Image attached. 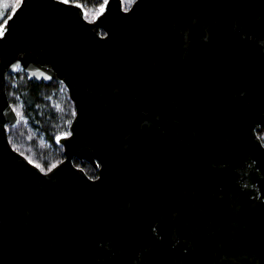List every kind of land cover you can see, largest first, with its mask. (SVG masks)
<instances>
[{"label":"water","instance_id":"obj_1","mask_svg":"<svg viewBox=\"0 0 264 264\" xmlns=\"http://www.w3.org/2000/svg\"><path fill=\"white\" fill-rule=\"evenodd\" d=\"M5 21L0 264H264V0H16ZM18 68L74 104L47 171L8 138Z\"/></svg>","mask_w":264,"mask_h":264},{"label":"trees","instance_id":"obj_2","mask_svg":"<svg viewBox=\"0 0 264 264\" xmlns=\"http://www.w3.org/2000/svg\"><path fill=\"white\" fill-rule=\"evenodd\" d=\"M79 1L92 16L104 0ZM16 0H11L0 21L9 13ZM126 2V1H125ZM6 93L18 117L15 126H7L10 144L29 161L46 171L63 159V147L56 143L58 135L68 133L74 115V104L66 87L55 80L44 82L30 79L18 68L6 78ZM264 145V127L257 132ZM73 162L89 177L97 176V169L87 161Z\"/></svg>","mask_w":264,"mask_h":264},{"label":"rangeland","instance_id":"obj_3","mask_svg":"<svg viewBox=\"0 0 264 264\" xmlns=\"http://www.w3.org/2000/svg\"><path fill=\"white\" fill-rule=\"evenodd\" d=\"M10 1L11 0H0V19L3 17V15L5 13V9L8 8V5H9ZM123 2L125 4V6H129L131 4L132 0H123Z\"/></svg>","mask_w":264,"mask_h":264},{"label":"snow or ice","instance_id":"obj_4","mask_svg":"<svg viewBox=\"0 0 264 264\" xmlns=\"http://www.w3.org/2000/svg\"><path fill=\"white\" fill-rule=\"evenodd\" d=\"M65 2H68V0H65ZM22 3V0H21ZM8 23V21H5V23L3 25H0V29H3L5 27V25ZM4 32L0 31V35H3ZM62 135H68V133H63Z\"/></svg>","mask_w":264,"mask_h":264}]
</instances>
